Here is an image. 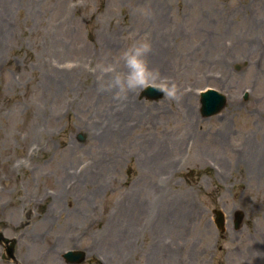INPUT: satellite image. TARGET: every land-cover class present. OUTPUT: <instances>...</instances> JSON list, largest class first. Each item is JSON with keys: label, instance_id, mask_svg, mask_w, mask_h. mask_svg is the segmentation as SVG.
I'll use <instances>...</instances> for the list:
<instances>
[{"label": "rangeland", "instance_id": "1", "mask_svg": "<svg viewBox=\"0 0 264 264\" xmlns=\"http://www.w3.org/2000/svg\"><path fill=\"white\" fill-rule=\"evenodd\" d=\"M152 5L156 14L136 11ZM145 33L162 95L130 94L128 126L99 153L114 97L104 67ZM208 89L226 104L204 118ZM259 161L264 0H0V233L15 241L14 260L0 246V264H68V251L84 253L80 264H149L156 244V264H264ZM93 163L99 176L82 183ZM145 185L162 191L160 213ZM132 193L138 206L125 211ZM113 220L137 229L131 254L111 255Z\"/></svg>", "mask_w": 264, "mask_h": 264}, {"label": "bare ground", "instance_id": "2", "mask_svg": "<svg viewBox=\"0 0 264 264\" xmlns=\"http://www.w3.org/2000/svg\"><path fill=\"white\" fill-rule=\"evenodd\" d=\"M152 11H154L153 13H155V14H156V12H158L157 10L155 11V6H153V5L150 8V12H152ZM156 18L157 17H153V21L152 22L154 24L158 25L159 21ZM153 50H154V48L152 47V51L148 54L149 65H150V67H153V68L157 69V66H158V64L156 62L157 61V54ZM149 85H152V82H150ZM132 93L133 92H130L128 94V97ZM112 101H114V102H112ZM111 103H112V106L110 108V111H106V114H108V118L106 120V124H105L103 133H102V131L99 132V130H98L99 129L98 128L99 126L98 127H94V129H93V132H96L98 130V134L96 136V141H97V144H98V151L100 150L99 153L103 152V149L104 148L107 149V148L112 147L113 142L111 143V140L113 138H115L119 134L120 130L123 129V127H125L126 125L128 126L127 117L130 114V110L131 109L129 108V105L131 103L128 102V99H125V100H118L117 99L116 100L114 97L111 98L110 104ZM115 114H117V116H118L117 119H114V115ZM123 117L125 118L124 123H123ZM115 120H118L119 122H121L122 124H124L122 126V128L116 129L118 127V125H115L113 123V121H115ZM101 133H102V137L100 135ZM111 133H113V134H111ZM113 147H114V145H113ZM181 147H182V143L181 142L179 144H176L175 145V148L180 149ZM157 149L159 151H162L164 149V147L161 146V147H158ZM252 156H253V158H256L257 156H259V151L258 152L257 151L254 152L252 154ZM95 162H96V160H95ZM97 163H99V159L97 160ZM165 163L166 162H163V165ZM259 163H260L259 168L263 169L264 163L263 162H260V161H259ZM167 165H169V162L167 163ZM93 166H94V163L92 165V169H90L89 176L88 175H84V177H83V175H81V179H82L81 181H82V183H85L87 180L90 181V183H93L97 179V176H99V174L94 170V167ZM151 167H154L157 170L160 168L159 164L156 163V162L153 163L151 165ZM164 175H165V173H164ZM144 187L145 188H143L142 190H139L138 189L139 190V193L141 194V193H143V191H146L145 193H147L149 196H152L154 199H156V207L155 208L157 210V213H160V210H163V203L162 202L164 200V197H163L162 191L157 188L159 186H157L156 188H152V187L151 188H148L145 185ZM136 195L133 194V193L130 194V200L131 199H134V203L132 205H129L128 204V205L122 206V207L127 208V209H124L123 208L125 211H128V208L129 207H134L135 208V206H138V204L136 202H137V200L139 198ZM139 203H141V202H139ZM144 204L146 205L145 208L147 210L151 209L152 205L149 202H144ZM145 208H144V211H145ZM157 213L155 214V217H154V223H161L162 220H159V216L157 215ZM81 215H84V213L82 212L80 214V216ZM108 230L110 232V237L112 238V243H113V244H111V250H110L111 255L114 256V254H118V250H119V254L121 253V255L131 254L132 251H133V248H134V244H135V236L137 235L136 234L137 229H135L132 226V223L129 222V224L125 228L122 225L120 226L119 223H118V221H116V220L114 221L113 220L112 222L109 223ZM153 251H155V254L154 255H158V256H157V259L154 260V261H152V257L153 256L150 257L149 258V261H150L149 264H156L157 261H158V258L160 257L159 255L162 254V252H163L159 248V244H156V246L154 247ZM115 257H117V255Z\"/></svg>", "mask_w": 264, "mask_h": 264}, {"label": "clouds", "instance_id": "3", "mask_svg": "<svg viewBox=\"0 0 264 264\" xmlns=\"http://www.w3.org/2000/svg\"><path fill=\"white\" fill-rule=\"evenodd\" d=\"M140 16H149L150 10L139 8ZM152 51L149 34L145 33L132 39L116 58V62L104 67L110 73L109 79L102 85L106 90H113L115 99L125 100L130 92L142 91L150 82L159 79L158 71L150 67L148 54ZM173 94L169 86V95Z\"/></svg>", "mask_w": 264, "mask_h": 264}, {"label": "water", "instance_id": "4", "mask_svg": "<svg viewBox=\"0 0 264 264\" xmlns=\"http://www.w3.org/2000/svg\"><path fill=\"white\" fill-rule=\"evenodd\" d=\"M162 91L158 87L147 86L142 91V97L148 100H157L161 97ZM226 104V97L214 90H207L200 94V114L202 117L207 118L218 114L222 111ZM83 136L78 135L79 142L83 141ZM214 224L217 229L222 233L224 232V216L220 210H213ZM243 219V213L241 211L235 212V228H239ZM7 245L6 255L3 259L14 260V246L15 241L12 239L5 238L0 233V245ZM63 259L68 264H80L84 261V253L80 251H68L64 253Z\"/></svg>", "mask_w": 264, "mask_h": 264}]
</instances>
